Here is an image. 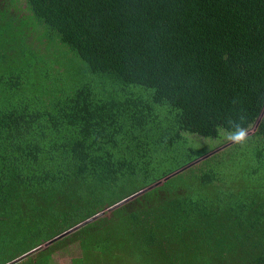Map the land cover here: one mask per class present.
I'll list each match as a JSON object with an SVG mask.
<instances>
[{
	"label": "trees",
	"instance_id": "trees-1",
	"mask_svg": "<svg viewBox=\"0 0 264 264\" xmlns=\"http://www.w3.org/2000/svg\"><path fill=\"white\" fill-rule=\"evenodd\" d=\"M73 244L264 264V0H0V264Z\"/></svg>",
	"mask_w": 264,
	"mask_h": 264
},
{
	"label": "rangeland",
	"instance_id": "rangeland-1",
	"mask_svg": "<svg viewBox=\"0 0 264 264\" xmlns=\"http://www.w3.org/2000/svg\"><path fill=\"white\" fill-rule=\"evenodd\" d=\"M245 134L243 131L239 133L238 136L233 135L232 133L225 134L223 137L214 139V138H205L195 133L184 132V136L187 138V141L192 143L195 147H198L205 151L206 155L213 154L222 148L226 144H230L233 141L239 139V137ZM205 155V154H204ZM201 156L202 157H204ZM199 159L195 160L198 161ZM194 161V162H195ZM186 167V166H185ZM80 249L78 244L70 245L68 248L56 252L53 256L55 264H72V258L79 256Z\"/></svg>",
	"mask_w": 264,
	"mask_h": 264
},
{
	"label": "water",
	"instance_id": "water-1",
	"mask_svg": "<svg viewBox=\"0 0 264 264\" xmlns=\"http://www.w3.org/2000/svg\"><path fill=\"white\" fill-rule=\"evenodd\" d=\"M141 191H142V190H141ZM141 191H139V192H141ZM137 193H138V192H137ZM137 193L131 195V196L128 197V198L122 199L121 201L117 202L116 204H114V205L111 206L110 208H113V207H116V206L120 205L121 203H123V202H125L126 200H128V199L132 198L133 196H135ZM97 215H98V214H97ZM95 216H96V215H95ZM95 216H93V217H95ZM88 220H89V219H88ZM88 220H86V221H88ZM86 221H84V222H86ZM84 222H81V223L77 224L76 226L70 228L69 230L63 232L62 234L56 236L55 238H57V237H61V236L65 235L66 233H68V232H70V231L76 229L77 227H79V226H80L81 224H83ZM49 242H51V240H50ZM49 242H48V243H49Z\"/></svg>",
	"mask_w": 264,
	"mask_h": 264
}]
</instances>
